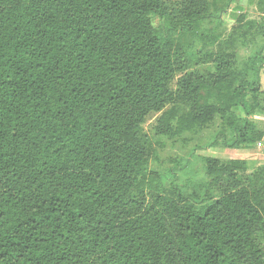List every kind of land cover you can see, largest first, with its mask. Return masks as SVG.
Returning <instances> with one entry per match:
<instances>
[{
	"label": "trees",
	"instance_id": "1",
	"mask_svg": "<svg viewBox=\"0 0 264 264\" xmlns=\"http://www.w3.org/2000/svg\"><path fill=\"white\" fill-rule=\"evenodd\" d=\"M219 1L0 0V264H264L245 161L206 158L191 188L149 170L152 114L168 139L217 119L211 147L264 137V0L259 20Z\"/></svg>",
	"mask_w": 264,
	"mask_h": 264
},
{
	"label": "rangeland",
	"instance_id": "2",
	"mask_svg": "<svg viewBox=\"0 0 264 264\" xmlns=\"http://www.w3.org/2000/svg\"><path fill=\"white\" fill-rule=\"evenodd\" d=\"M226 0H220L218 4L224 5ZM260 0H237L243 7V14H247L249 19L259 20L262 17L258 11L257 2ZM224 24L220 27L221 34L224 38L230 34L235 27V22L227 15L223 17ZM156 26L159 25L157 20L154 21ZM184 44L191 42V36L184 37ZM218 50H227L224 44L216 45ZM216 47V50H217ZM254 46H242L234 50L229 47L228 50L235 51L238 55V61L246 60L253 53ZM210 66L194 67L191 71L208 72ZM261 90L264 91V70L261 74ZM179 77H176L173 83V89H176V82ZM262 107L264 109V96H261ZM162 113L152 114L148 117L144 131L149 136L152 142V155L149 158V170L160 172L165 176L164 183L166 187H170V183L176 179L180 185H193L201 181H208L205 174L206 158H215L221 162H228L230 160L245 161V173L239 172V176L252 175L260 178L264 184V156L261 149L264 147V137L260 140L256 147L250 150L245 149H227L222 146L221 141L216 147H211L209 144L221 129V122L217 119L213 124L209 125L205 130L177 136L173 139L160 137L156 134V121ZM252 120L257 123V130L264 132V111H257L252 117ZM191 188V186H190ZM264 200V195L262 196Z\"/></svg>",
	"mask_w": 264,
	"mask_h": 264
},
{
	"label": "built area",
	"instance_id": "3",
	"mask_svg": "<svg viewBox=\"0 0 264 264\" xmlns=\"http://www.w3.org/2000/svg\"><path fill=\"white\" fill-rule=\"evenodd\" d=\"M262 155L264 156V147L260 150Z\"/></svg>",
	"mask_w": 264,
	"mask_h": 264
},
{
	"label": "crops",
	"instance_id": "4",
	"mask_svg": "<svg viewBox=\"0 0 264 264\" xmlns=\"http://www.w3.org/2000/svg\"><path fill=\"white\" fill-rule=\"evenodd\" d=\"M262 77V76H261ZM261 82H262V78H261Z\"/></svg>",
	"mask_w": 264,
	"mask_h": 264
}]
</instances>
